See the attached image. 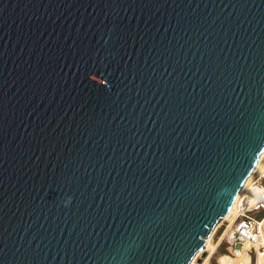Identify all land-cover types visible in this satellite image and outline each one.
I'll return each mask as SVG.
<instances>
[{
	"label": "water",
	"instance_id": "95a60500",
	"mask_svg": "<svg viewBox=\"0 0 264 264\" xmlns=\"http://www.w3.org/2000/svg\"><path fill=\"white\" fill-rule=\"evenodd\" d=\"M263 152L264 0H0V264H191Z\"/></svg>",
	"mask_w": 264,
	"mask_h": 264
},
{
	"label": "built area",
	"instance_id": "2783aa9c",
	"mask_svg": "<svg viewBox=\"0 0 264 264\" xmlns=\"http://www.w3.org/2000/svg\"><path fill=\"white\" fill-rule=\"evenodd\" d=\"M238 196L233 212L214 234L216 253L226 258V264H264V169ZM220 257L217 264H223ZM208 264H212L211 260Z\"/></svg>",
	"mask_w": 264,
	"mask_h": 264
},
{
	"label": "bare ground",
	"instance_id": "6f19581e",
	"mask_svg": "<svg viewBox=\"0 0 264 264\" xmlns=\"http://www.w3.org/2000/svg\"><path fill=\"white\" fill-rule=\"evenodd\" d=\"M263 160H264V152H263V154H262L261 157H260V161H259L257 167L255 168V170H254L253 174L251 175V177L247 180V182H246V184L244 185L243 189L241 190L240 194H241V193H244V192L247 191V189H248V187H249V185H250L251 179L254 177V175H255L256 173H258V172L260 171ZM238 197H239V196H238ZM238 197H237V199H238ZM237 199H236V200H237ZM235 205H236V201L234 202L233 207L231 208L230 212H229L228 215L226 216V219L229 218V216H230L231 213L233 212V209H234ZM223 221H224V219L221 220L220 223L216 226V228H215V230H214V234H215L216 230L220 227V225H221V223H222ZM214 234H213V236H214ZM213 236H210V237L206 240V244H205V245H206V248L204 249V251H202V252H200V253L198 254V256L192 261L191 264H196L197 260H199V258H200L199 256H201V254H203V253H208V255H207L205 258H203V260H204V262H205L204 264H208V263L210 262V260H212L213 256H214L215 253H216V250H217L216 245H213V244L211 245V240H212ZM212 242H213V241H212ZM220 259H221V262H222L223 264H226V258H225V257L221 256Z\"/></svg>",
	"mask_w": 264,
	"mask_h": 264
},
{
	"label": "rangeland",
	"instance_id": "374dc122",
	"mask_svg": "<svg viewBox=\"0 0 264 264\" xmlns=\"http://www.w3.org/2000/svg\"><path fill=\"white\" fill-rule=\"evenodd\" d=\"M262 169H264V160H263V162H262V166H261V169L260 170H262ZM215 230V229H214ZM213 234H214V231H213V233H212V235L211 236H213ZM213 241V242H212ZM217 243V238L216 237H214L213 236V238H212V240H211V245L213 244V245H215ZM206 248V245H205V247H204V249ZM204 249L202 250V251H204ZM202 251H200V252H202ZM199 252V253H200ZM199 253H197V255L195 256V258L198 256V254ZM207 256V254L206 253H203V254H201V256H199L200 258H199V260H197V261H201V260H203V258H205ZM221 256V254L220 253H215V255L213 256V258H212V260H211V263L212 264H217V259L219 258ZM194 258V259H195ZM193 259V260H194ZM192 263V262H191Z\"/></svg>",
	"mask_w": 264,
	"mask_h": 264
}]
</instances>
